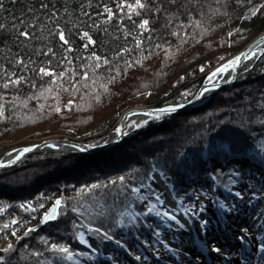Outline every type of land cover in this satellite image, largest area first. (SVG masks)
<instances>
[{
  "label": "trees",
  "instance_id": "16d2710c",
  "mask_svg": "<svg viewBox=\"0 0 264 264\" xmlns=\"http://www.w3.org/2000/svg\"><path fill=\"white\" fill-rule=\"evenodd\" d=\"M0 25L1 155L12 145L53 134L74 136L92 130L102 135L114 119L105 114L111 107L100 111L109 99L116 101L113 114L138 101L157 106L188 99L190 92L185 98L172 94V83L182 85L184 78L189 80L187 73L195 74L200 64L212 66L210 57L185 58L179 68L170 67L161 75L154 71L137 91L120 88L124 91L120 92L111 83L121 82L131 70L156 64L157 69L168 68L174 56L188 47L192 53L213 45L221 52L218 58L229 55L264 28V0H141L139 5L136 0H0ZM244 65L241 82L232 87L244 94L224 98L228 89L220 90L212 106L202 105L206 115L182 111L158 118L156 125L152 122L155 131L143 128L105 150L69 156L44 152L1 169L0 257L4 259L0 264H74L69 258L86 253L85 262L79 259L76 264H97L99 255L80 238L87 232L97 236L103 252L116 258L121 256L122 243L136 244L134 236L153 239L147 229L154 227L150 216L157 213L150 203L159 202L149 183L153 168L171 175L173 194L185 201L193 194L189 186L207 184L202 178L210 177L216 190L226 194L234 192L233 186L247 170L264 178V52ZM125 93L132 99L124 101ZM218 99L224 104L231 100L227 106L231 107L221 115ZM99 101L96 113L91 107ZM79 110L86 113L79 118L84 119L82 124L78 117H65ZM180 116L186 118L171 133L169 125ZM220 121L224 128H218ZM166 134L170 139L165 140ZM221 135L234 138L227 147L231 157L247 160L229 165L232 173L222 165L200 170L205 166L202 158L214 156L211 150ZM246 139L252 142L242 143ZM89 140L97 143L99 138ZM127 148L131 151L123 153ZM250 149L260 156L248 153ZM88 163L93 167L78 168ZM75 167L78 170L73 171ZM255 182L257 190L262 181ZM141 185L149 187L151 196L142 198L134 192ZM56 199L54 219L30 228ZM54 244L65 247L71 256Z\"/></svg>",
  "mask_w": 264,
  "mask_h": 264
},
{
  "label": "rangeland",
  "instance_id": "374dc122",
  "mask_svg": "<svg viewBox=\"0 0 264 264\" xmlns=\"http://www.w3.org/2000/svg\"><path fill=\"white\" fill-rule=\"evenodd\" d=\"M262 29H264V28H262ZM262 29L260 31L256 32V33H254L252 36L250 35L251 37L247 41H244V43L240 46L239 49H237L236 51L230 53L229 55L224 56L223 58L222 57L221 58H218L219 57V53H221V52H219L218 47L217 48H213L214 47L213 45H211L212 47L209 46V45H207L206 47H204V46L197 47L192 53L191 52L189 53V50H188L189 47H188V48H184L182 50V52H183L182 54H180V55L178 54V56H174V59L175 60L174 61L172 60L170 62V66L168 68L165 67L163 69V67H161V68L157 69L156 68L157 64H156L154 67H152L150 65V68L149 69H147L145 67V68H143V69H141L139 71H136V69L135 70H131L130 73H128V75H126L121 80V82L120 81L119 82L116 81L115 83H111V86L114 87V88H117V89H120V88H123L124 89V88H126L125 89L126 91H129V89H131V88L132 89H136L135 91H137L138 88H139V86H141V83L144 82L143 80L147 76H149L152 72H154V71L156 72L155 74H157V72H159L158 74L161 75V73L163 72V70H166L167 71V69H169L170 67L176 66V67L179 68L180 67V64H181L180 60L183 61L185 58L186 59L187 58H192V60H193V57L194 58L195 57H198V59L200 57H202V56L203 57H210L211 58L210 61H213L214 62L212 66L205 67L203 64L202 65L200 64V66H198L195 74H192V72H194V70L187 73L188 76H189V80L186 79V78H184L181 81L182 82V85H181V83H179V81L172 83V87H173V89H175V90H173L171 92L172 94L173 93H175V94L179 93L182 96V98H183V96L185 94H187V93L190 92V94L187 95V98H191L194 95V93L197 91V88L200 87L201 83L204 82V80L206 79L205 78L206 74H208L210 71L214 70L218 66L217 65L215 67L214 65H216L218 63H219V65L220 64H223V62H225L226 60H229V58L233 54H236L240 50L244 49L254 37L258 36L259 33H261L263 31ZM212 32H214V31H212ZM262 45H264V41L259 44V46L257 47V49L259 50V48H261ZM185 53H186V55H185ZM258 56H259V54H258ZM218 59H220V60H218ZM158 63H160V62H158ZM243 65H244V63H243ZM243 65H242V67L239 70L240 72L237 74L235 80L232 83L223 85L222 87H220L219 89H217L202 104H200L198 106H189L186 109H184L183 111L189 112V113H193V114H197V110H199L200 111L199 114H202L204 112V110L202 109V105H208V103L210 102L209 104H210V106H212L213 105L212 98H213V96L216 93H219L220 90H222V89H225V90L228 89V91H227L228 93H230V91H235V90H233L232 87H235V83L241 82V81H238L239 80L240 73L243 72L246 69V68L243 69ZM156 69H157V71H156ZM119 78H122V76H120ZM120 86H122V87H120ZM120 92H124V91H122V89H120ZM242 93L243 92L241 90V91H239L238 94L235 91V92H231L228 95L226 93L225 94L223 93L224 94L223 96H224V98H229V97L231 98L232 96L235 97V98H237V95L238 96L239 95H242ZM129 94L130 93H128V94L125 93V95H124V97H125L124 98V101H129V100L132 99L131 97L133 95H129ZM185 96H184V98H185ZM221 97H222V95H221ZM135 98L136 97H134L133 99H135ZM208 100H210V101H208ZM108 101L109 102H108L107 105L105 104L104 107L101 106L102 108L100 107L101 101L97 102L96 105H94V106L92 105V107H91V108H94L95 109L93 111L96 112V113H99V109L100 108H101L100 111H105V112L108 111L107 109H109V107L112 108V110L110 109L105 114L106 115H109L110 118H114V119L112 121L111 127H109L108 129L106 128V130L102 132L103 133L102 135H101V133L100 134L98 132L95 133L92 130H91V132L86 131V132H83V133L81 132L79 134H74V136L73 135H65V136H63V135H55V134H53V135H50V136H45V137H43L41 139L32 140L30 143H27V144L12 145L9 148H7L6 150H4L1 153L0 157L4 156L6 154V151H10L12 149H15L16 147L25 146V145H28V144H31V143H36V142H39L42 139H45V140H48V139H67V140H70V141L73 140V141H76V142H79V143H85V144H88V145L89 144H93V145L100 144L101 142H103V141L107 140L108 138H110V136L112 135L113 131L118 126L119 119H120L122 113L125 112V110L132 109V108H135V107H140V109H141V108H143L145 106V104H142L141 101H138V102L134 103L133 105H131L130 107L126 108L125 110H122L121 112H118V113L115 111L116 113L113 114V109L116 110V106H115V103H114L116 101L113 100V102H112L111 99H109ZM124 101H118V103L119 102L120 103H123ZM218 101L220 102V104L222 103V105L218 108L220 110V112H221L220 113V115H221L222 113L227 112L228 109L231 107V106L230 107H227V106H229L231 104V100H227L225 102V104H224V100L223 99L222 100L218 99ZM212 110H215V109H212ZM79 111H81V110H79ZM81 112H79L78 114H75L74 113V114H71V115H68V116L67 115L66 116L64 115V116L66 118L67 117L70 118L72 116H75L76 118L78 117V123H81L82 124L83 122H81V121H83L84 119L81 120L79 118H81L82 116H84L86 113L83 110ZM180 112H182V110L181 111L174 112V113L166 114V115L160 116L158 118L165 117V116H176V115L180 114ZM111 113H112V115H110ZM203 114L206 115L205 113H203ZM128 117H126L125 124L123 126V133H124L123 137H128L129 135L134 134V133H136L139 130H143V128H147V130H148V128L149 129L153 128L152 130L155 131L154 127H152L153 126L152 125L153 124L152 122H154V123L156 122L155 123V125H156L160 121V120L159 121L157 120L158 118H152L149 121L141 124L135 131H133L132 133H130V131H132L134 125L139 120H137L135 118L128 119ZM174 118H175V120L172 123L173 126L169 125L170 132H171V129L177 130L178 127L181 125L182 121L185 120L186 117L180 116V117H174ZM154 120H157V121H154ZM85 121H88V120L85 119ZM221 123H222V121H220V126L218 127L219 129L225 127ZM88 124L89 123L86 122L84 124V126L86 127ZM76 126H77V124H76ZM129 126H130V130H128V128H127ZM88 127H86V128H88ZM169 130L167 132H169ZM102 136H103V138H100ZM92 137H94L95 140L97 138H99V140L97 141V143H91L90 142L91 140H89V142H88V139L89 138H92ZM154 138H155V136H154ZM168 139H170V134H166L165 135V140H168ZM230 139L233 140L234 138H232L230 136H225V135L223 136V135H221L219 139L218 138L215 139V142H214L215 145L214 146L216 148L211 150L214 153V156H212V158H210V157L209 158L203 157L201 163H202V165H205V166L204 167H200L199 166L200 167V170L201 169L204 170L205 167H206V169H208L207 167H211V168H214L215 169L216 166H220L221 163L223 164V163H225V162H227V161L230 160V159L229 160H225V158H228V156H229L228 154H225L224 155V151H226L228 149L227 147L232 143V141ZM115 143H117V142H115ZM115 143H113V144H115ZM113 144H110L109 146L101 147V149L98 148L96 150H91V151H87V152H80V151L78 152L77 151V153H91V152H95V151H98V150H105V149L110 148ZM130 151H131V149L130 148L129 149L127 148V151L125 150V151H123V153L124 152H130ZM44 152H47V151H44L43 150L42 152H35V153H32V154H29V155L25 156L23 159H25V158H27V157H29L31 155L40 154V153H44ZM251 152H252V150L250 149V151H248V153H251ZM50 153H52V152H48V154H50ZM61 153H63V155L69 156V155L75 154L76 152L73 153V152H68L67 151V152H61ZM256 154H258V153H256ZM74 156H76V155H74ZM229 157H231V156H229ZM23 159L20 162H18L17 164H15V165L20 164L23 161ZM231 159H236V158L235 157H232ZM56 161H58V160H56ZM89 162H90V159H89ZM72 163H75V162H72ZM53 164L54 165H52V166H55L58 163L55 162ZM15 165H12V166H9V167H13ZM93 165H94V163H93ZM93 165H90L88 163V164H84L83 166L80 165L81 167H78V168H88V167L92 168ZM181 165L183 166L182 163H181ZM72 167H74V166H72ZM4 168H8V167H4ZM4 168H1V169H4ZM75 168L76 169H74L73 171L78 170L77 167H75ZM65 170L68 173H71V171H72V169H65ZM32 171L33 172H36V168H33ZM153 171H156L155 173H157L158 176H161L164 179H170L171 178V175L169 176V175L163 174L162 172H160L157 169H154L153 168V170L149 174V181L154 184V185L153 184L152 185L155 188L157 187L158 182L156 181V178L153 177L155 175V173H153ZM167 185H168V187L169 186L171 187L170 182ZM237 187H238V189H237V191H238L237 198H235V196H234V199L233 200H227L225 203L223 202L221 208L226 207L227 209H229L231 207H235V205H236L235 202L237 201L238 198H240L239 201L243 202V206L248 207V204L254 203V205L256 206L257 209L258 208H261L262 201H264V197L259 196V200H257V199H255V197L250 196L249 193H251L252 190L251 189L250 190L247 189L248 188V184L245 183V182H239V185ZM134 192L136 194L140 195V196H149V195L151 196V194H152L149 191V187H146V186H143V185L138 186V187H134ZM156 193L157 194H154V198H160V199L162 198L163 201H164L163 203H165L167 205H170V203H171L174 206L175 203H173V201L171 200L172 197H171V194H170L168 188L165 191H163V192H161L158 189H156ZM256 198H258V197H256ZM213 199L214 198H213V193L212 192L203 193V194L198 193L196 199L191 200L189 202V204H187L188 210L184 212V216L186 218H188V219L190 217L196 215V214L198 216H201V217L206 216V212H199L200 210H198L199 208L202 207V204H204V203L207 204V209L208 210H210L212 213L213 212H216L217 207H213L212 206L214 204V200ZM150 202H154V201H151L150 200ZM150 204L152 206H157V205L159 206L161 203L160 204H159V202L154 203L156 205H154L153 203H150ZM131 207H132V205H129V208H131ZM208 207H210V208H208ZM57 209H58V207H57ZM43 213L41 215H43ZM41 215H40V217H41ZM169 216L176 217L174 214H170ZM169 216L167 215V217H169ZM40 217H39V219L30 228H32V229H35L36 228L37 229V228L41 227L42 225H45V224L51 222V221H49V222H46V223H44L42 225H39L38 227H35V226H37L39 224ZM165 218H166V216H164V215H162V216L160 215V216H157V217H153L152 218L153 219L152 221H154L153 224L156 223L155 225H158L159 227L162 228L161 230L155 232L156 237L161 240V245L157 249L156 254H151L150 253L149 254V257L147 259H137V260L134 259V258H132L131 256H129V259L127 258L128 260H126L123 264H194V263H196V261H198L197 264H204V261H203L202 257L194 256V254L191 253L188 250L187 246H184V243L185 242L183 240L177 241L178 240L179 233L177 232L178 231V228L174 227L173 224H172V222L174 223V220L172 219V222L167 223L166 220H165ZM168 230L171 231V233L174 235L175 238L172 237V236L171 237H168V235H167V231ZM229 234H231V237L232 238L241 237L240 236V233H238V231H229ZM80 236L82 237L81 239H82V241L84 242V244L86 246L98 250V244H96V239H97L98 243H99V240H98L97 236L95 234H93V232H91V233H89V232H87V233H81ZM183 237H184V235H183ZM212 241H214V242H212ZM185 245H186V243H185ZM213 245H215V248L212 247ZM227 247H228V245H227L226 242L225 243L224 242H220L218 240V238H216V237H210L209 238V242L207 244H205V249H207L209 255H212L214 253L212 250L219 249V251H218L219 256L225 257V258H227V256H228V254L226 252V248ZM179 250L181 252H179ZM182 254L184 256H182ZM82 261H83V259H82ZM259 262L260 261L257 259V263H259Z\"/></svg>",
  "mask_w": 264,
  "mask_h": 264
},
{
  "label": "bare ground",
  "instance_id": "6f19581e",
  "mask_svg": "<svg viewBox=\"0 0 264 264\" xmlns=\"http://www.w3.org/2000/svg\"><path fill=\"white\" fill-rule=\"evenodd\" d=\"M262 30L264 31V29H262ZM263 52H264V50L261 52L260 51V48H259V50L256 48V50H254V52L247 58V60L249 58H251L252 55L259 54V56H260ZM234 55L235 54H233L232 56H234ZM229 62H231V61H225L224 64H220L219 65V63H218V64L214 65L215 67L217 65L218 66L213 70L212 74L208 78H206V80H208V81L209 80H212L214 83L217 82V80H221V81L227 80L229 78V76H231L234 73V71L232 70V66H231L232 64H230ZM221 66H223V70L222 71L220 70L221 69ZM240 75H241V73H240ZM220 87H222V86H220ZM208 90H207V92H208ZM209 93H212V92H209ZM209 93L203 94V98H208L209 97V95H208ZM187 100H189V98L186 99V100L180 101L178 103L186 102ZM139 109H140V107H135L133 109V111L131 112V114L129 115L128 119L135 118L137 120H142L143 118H146V116L143 115L139 111ZM149 120H147V121H149ZM234 120H233V122H234ZM250 140L251 139H249V140L246 139L245 141L242 140L243 141L242 143L252 142ZM192 143L195 144L196 141H193ZM89 145H93V144H89ZM62 147L63 146H61V148ZM99 149H101V148H99ZM16 152H17L16 150H11V151L7 152L4 156L0 157V159H8L10 156L15 155ZM48 152H51V151H47L45 153H48ZM75 152H73V153H75ZM256 153H258V154H256ZM52 154L55 155V156H59V155H62L63 153H61V151L57 152L55 150V151H52V153L50 155H52ZM225 154H228L229 156H231L230 151L228 149L226 151H224V155ZM250 154H252V155L254 154V156H256V157L257 156H260L259 155V152L257 150H255V151L253 150ZM229 156H228V158H225L224 157L225 160H229L230 159L229 161H227V162H225L223 164L221 163L222 167H224L223 169H226L227 173L228 172L229 173H232L230 170H227V167L229 165H232L233 163H237V162H240L241 163V162H244L245 160H247V159H244L245 157H241L240 158L238 156H235L236 159H231L232 157H229ZM155 172L156 171H153V173H155ZM222 174H224V173H222ZM247 175L248 174H244L243 173L242 177H246ZM153 177H155L156 178V181L158 182L156 188L159 191L163 192V191H165V189L168 188V185L167 184L169 183V180L170 179H164L161 176H158L157 173H155V175ZM200 178L201 177H198L197 179H200ZM209 178L208 177H207V179L206 178H202L201 181L206 182L207 184H209L210 183V181L208 180ZM250 178H252V177H250ZM193 182L191 181L190 183H193ZM149 183L150 184H153L150 181H149ZM194 188L195 187L193 185L189 186L190 192H193L194 191ZM142 198H143V196H142ZM237 209L238 210H241L242 209V206H239ZM198 210H200L199 212H206V216L201 217V216H198L196 214V215H194V216H192V217H190L188 219L184 215H181L182 216V219L185 222V225L189 226L192 229L194 228L193 233H196V236H191L190 235L191 232L188 233L189 232V229L187 230L186 228H183L182 225H181V223L175 224L174 227L178 228V231L177 232L179 233L178 240L177 241L183 240L186 243V245L184 243V246H187V248H188L189 251L190 250H194V249L196 250V246L195 245L197 243L198 244V247H199L198 248V251L202 252V250H201V248L199 246L198 240L205 245V244L208 243V240H209L210 237H216V238H218V240L220 242H227V243H229V242H232L233 241V244H230V249L232 251H234V247H236V248L240 247V244L236 240L231 239V234H229V231H235V229L237 230V228H238L237 225L238 226L239 225L240 226H243L244 225L245 227H247L248 225L251 224V222H252L251 219L252 218L249 217V215H248L249 214V211H250V207L243 206V212H239L240 216H238V215L234 216V218H236L237 220L235 219V220L227 221L226 223H222V224L217 222V217H216L217 214L212 213L210 210L207 209V204H205V203L202 204V207L199 208ZM263 211H264V208H262L260 210V214L263 213ZM220 212H223L224 215H229L228 214V211L226 210V208H222L220 211H218L219 215L221 216L222 213H220ZM231 212H234V214H235V207L234 208H231ZM226 217H228V216H226ZM228 218H230V217H228ZM207 219L210 220V223H208V224L204 223ZM253 222H254V220H253ZM258 228H259V226H258ZM89 233H91V232H89ZM167 235H168V237H171V236L174 237V235L171 233L170 230L167 231ZM183 235H184V237H183ZM242 235L244 237V240L247 241V242H249V243L256 242L257 241V238H258V234H254L250 230H246V231L243 230L242 231ZM80 238H82V237L80 236ZM212 242H214V241H212ZM96 244H98L97 239H96ZM100 249H102V247H101V245L98 244V250H100ZM230 249L228 251H230ZM179 252H181V251L179 250ZM246 253H249V252L247 251ZM86 254H79L78 257L77 256L75 257L76 259H74L73 257H71L69 259L71 260V262H74V264H76V263H78L79 259H81V257L83 258ZM105 254H106L107 258L110 259L112 257L111 254H113V253H105ZM121 254L123 255L124 252H121ZM182 256H184V255L182 254ZM122 259H124V258H122ZM216 259L219 260V258H216ZM221 262H224V261L221 259ZM102 263L103 264H109L106 259H104L102 257H99L98 260H97V264H102ZM239 263H240V256L235 251L234 254H231V264H239ZM70 264H73V263H70Z\"/></svg>",
  "mask_w": 264,
  "mask_h": 264
},
{
  "label": "water",
  "instance_id": "95a60500",
  "mask_svg": "<svg viewBox=\"0 0 264 264\" xmlns=\"http://www.w3.org/2000/svg\"><path fill=\"white\" fill-rule=\"evenodd\" d=\"M264 41V31L259 33L258 36L254 37L249 44L242 50H240L238 53H236L234 56L230 57L229 60L232 61H236L234 63H231L232 65V70L234 71V73L229 76L231 77V79H227L224 81L221 80H217V82H213L212 80H204V82L201 83L200 87L197 88V91L194 93V95L189 98V100H187L186 102H181V103H166L163 105H157V106H144L143 108H141L139 111L146 116V118H143L142 120H139L133 127L132 131H130V133H132L133 131H135L141 124L145 123L147 120L152 119V118H158L160 116L166 115V114H170V113H174L177 111H183L184 109H186L189 106H198L200 104H202L207 98H203V94L205 93H209V92H214L216 91V89L220 86L226 85V84H230L232 83L240 68L242 67L243 63L247 60V58L254 52V50H256V48L259 46L260 43H262ZM264 50V45L260 48V51L262 52ZM226 60V61H229ZM225 62H223L224 64ZM213 70L210 71L208 74H206L205 78H208L210 76V73L212 74ZM209 89V90H208ZM206 90V91H205ZM208 90V92H207ZM212 93H209L208 95L210 96ZM171 105V108H168L166 106ZM134 108L132 109H128L125 110V112L122 113L120 119H119V123L118 126L116 127V129L113 131L112 135L110 136V138H108L107 140L101 142L100 144H95V145H88L85 143H79L76 141H70L67 139H42L39 142L36 143H31L25 146H20V147H16L15 149L12 150H16L17 152L15 153V155L10 156L8 159H0L1 161L3 160H11L12 162L9 164H0V169L4 168V167H9L12 165L17 164L18 162H20L25 156L35 153V152H42L44 151H61V152H87V151H91V150H96L98 148L101 147H105V146H109L110 144H113L115 142H117L118 140H120L121 137H123L124 133H123V126L125 124V119L126 117H128L131 112L133 111ZM117 129H119V131H117ZM34 146V147H33ZM61 146H63L61 148ZM27 148V151L21 152L22 149ZM11 151V150H10ZM9 151H6V153ZM13 157H16L15 159H13ZM59 205V199H56L50 206L49 208L43 213V215H41L40 220H39V224L35 227H38L39 225H42L46 222H49L51 220L54 219L56 213H57V207Z\"/></svg>",
  "mask_w": 264,
  "mask_h": 264
},
{
  "label": "snow or ice",
  "instance_id": "6c2138e0",
  "mask_svg": "<svg viewBox=\"0 0 264 264\" xmlns=\"http://www.w3.org/2000/svg\"><path fill=\"white\" fill-rule=\"evenodd\" d=\"M140 2H141V0H136V3L139 5L140 4ZM142 24H146L147 23V21H142L141 22ZM0 27H3L2 25H0ZM23 35L24 36H28L29 35V33L28 32H24L23 33ZM60 38L61 39H64V35H63V33H60ZM234 62H236L235 60L234 61H232V62H229L230 64L231 63H234ZM221 71L223 70V66H221V69H220ZM42 71H51V69H42ZM210 75H211V73H210ZM229 79H231V77H229ZM166 107H168V108H171L172 106L171 105H168V106H166ZM117 131H119V129H117ZM34 147V146H33ZM28 149L27 148H24V149H22L21 150V152H24V151H27ZM16 157H13V159H15ZM12 161L11 160H3V161H0V164H9V163H11ZM89 227L91 228L92 227V225H89ZM101 231H103V229H101ZM52 247L53 248H57V247H60L61 248V251H64V252H66L67 253V255H69V256H71V252H67V249L65 248V247H63V246H58V245H52ZM213 248H215V245H213L212 246ZM261 247L262 248H264V245H261ZM216 251H219V249H215ZM4 258L3 257H0V260H3Z\"/></svg>",
  "mask_w": 264,
  "mask_h": 264
}]
</instances>
